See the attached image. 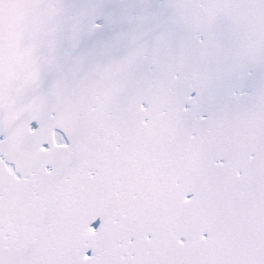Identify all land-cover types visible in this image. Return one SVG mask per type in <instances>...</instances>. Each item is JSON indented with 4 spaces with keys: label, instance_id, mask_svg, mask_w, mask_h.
I'll return each instance as SVG.
<instances>
[{
    "label": "snow or ice",
    "instance_id": "snow-or-ice-1",
    "mask_svg": "<svg viewBox=\"0 0 264 264\" xmlns=\"http://www.w3.org/2000/svg\"><path fill=\"white\" fill-rule=\"evenodd\" d=\"M0 264H264V0H0Z\"/></svg>",
    "mask_w": 264,
    "mask_h": 264
}]
</instances>
